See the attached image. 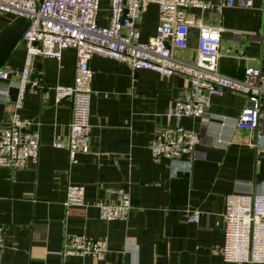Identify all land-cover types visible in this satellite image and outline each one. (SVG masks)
Returning a JSON list of instances; mask_svg holds the SVG:
<instances>
[{"label":"crops","instance_id":"crops-1","mask_svg":"<svg viewBox=\"0 0 264 264\" xmlns=\"http://www.w3.org/2000/svg\"><path fill=\"white\" fill-rule=\"evenodd\" d=\"M250 1L249 7L221 13L186 9L189 17L222 27L218 68L226 76L242 78L248 66L264 72V0ZM109 15V1L100 0L98 23L107 25ZM157 23L158 4L150 2L137 22L140 40L152 36ZM27 24L25 18L0 14V69L23 67ZM190 29L186 48L174 52L183 61L196 56L198 29ZM88 64L93 70L90 146L69 162L67 151L53 143L67 141L71 100L55 103L54 87L72 83L75 50L64 49L60 60L34 57L17 112L28 121L26 130L39 131V157L20 170L0 167L1 264H235L218 252L225 196L234 189L264 192V147L248 144V132L236 127L247 97L224 91L211 97L202 115L176 119L166 109L188 84L185 76L132 70L99 54ZM18 89L19 76L0 80V126L11 118ZM260 111L258 131L264 136V97ZM177 123L200 133L193 153L153 157L149 146L156 132ZM68 184L85 186L84 206H64ZM114 187L129 193L126 222L99 218L95 202H112ZM193 209L201 210L200 219L188 223L187 211ZM77 233L105 238L104 259L63 254L69 236Z\"/></svg>","mask_w":264,"mask_h":264},{"label":"built area","instance_id":"built-area-1","mask_svg":"<svg viewBox=\"0 0 264 264\" xmlns=\"http://www.w3.org/2000/svg\"><path fill=\"white\" fill-rule=\"evenodd\" d=\"M108 1V24L100 25L97 21L100 0H0V14L28 21L22 35L25 44L23 67L20 70L0 69V80H6L10 75L19 76L13 113L7 124L0 126V167L20 170L29 163H37L39 131L26 130L28 121L20 118L17 110L30 82L34 57L60 60L62 51L68 47L75 50L73 81L54 87V101L71 100V119L67 141H55L53 145L67 151L69 162H74L77 154L89 151L93 70L88 62L93 54L121 61L132 70L149 69L161 76L175 73L185 76L188 84L166 109V115L176 119L202 115L209 107L211 97L224 91L245 95L248 104L236 118V127L248 132V144L258 149L264 147V136L258 131L264 72L248 66L242 78L222 74L218 68L222 27L202 23L186 13L190 7L221 13L226 7H249L252 5L250 0ZM150 2L158 4V23L155 33L142 41L137 22ZM192 26L198 29L196 56L192 61L177 59L174 52L186 48ZM199 143V132L177 123L160 128L149 148L155 158L178 159L182 155H191ZM111 191L115 195L112 202H95L99 218L126 222L131 207L129 193L124 187H114ZM84 193V185L68 184L64 206H84ZM201 213L199 209L188 210L185 219L188 223L198 222ZM223 223L224 241L218 250L223 260L235 264H264V192L234 189L226 194ZM4 227L0 223V264ZM107 250L105 238L77 233L69 236L63 254L91 256L101 261Z\"/></svg>","mask_w":264,"mask_h":264}]
</instances>
